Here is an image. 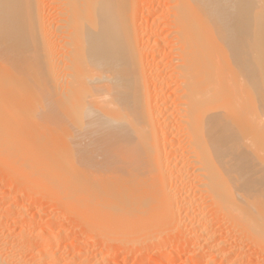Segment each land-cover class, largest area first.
Returning <instances> with one entry per match:
<instances>
[{"label":"bare ground","instance_id":"1","mask_svg":"<svg viewBox=\"0 0 264 264\" xmlns=\"http://www.w3.org/2000/svg\"><path fill=\"white\" fill-rule=\"evenodd\" d=\"M0 180L48 264H264V0H0Z\"/></svg>","mask_w":264,"mask_h":264},{"label":"rangeland","instance_id":"2","mask_svg":"<svg viewBox=\"0 0 264 264\" xmlns=\"http://www.w3.org/2000/svg\"><path fill=\"white\" fill-rule=\"evenodd\" d=\"M5 185L8 186V183L7 184L5 183ZM5 185H4V183L2 184V182L0 180V207H2V208H0V214H5L4 215L5 217H7V216L9 217V219L5 218V219H7L6 222L8 223V224H6V226H8V225L9 226L6 227V228H4L5 231H3V233L0 230V253L3 254V255H4V252L7 255L10 253L9 255H12L13 257L14 256H18V257L25 256L24 258L26 260H27V258L30 257L29 260H27V262H29L31 260L32 261L31 264H42L43 262H45L43 264H46L47 261L45 259L47 257H44V254H42L41 251L43 249H47L51 253L54 252V248L52 247V244H49V243H52V237H51L52 235L51 234L54 235L59 230H61V231L66 230L69 227V225H71V223L73 221L72 220V217L68 213H64V214L61 213V214H59V213H54V212L52 214L51 213L42 214L41 215L42 217H39L38 215L37 216L34 215L38 211V208L40 209V207H41V209H43V207H44V210L47 209L49 211V209H51L52 207L55 206L54 205V202L53 201H50V200H46V201H43L44 203L42 202L41 205H39V204L38 205L37 204L36 205L35 204H29V203L26 202L28 196H27V192H25V193L20 194L21 196H20V198L18 200V204H20V206H22L24 208V211L26 212L25 213L26 214L25 217H28V219L29 218L33 219L35 217L33 219L35 223H34V226L32 228L31 227L30 228L24 227V225L21 223V221L23 222L24 220H20L21 218H20V216L16 212H13V213L12 212H9L8 213V211H7L6 213H4L5 211H4L3 208H5L6 205H4L2 201H4L6 198H8V195L6 197L7 191L5 192V189L3 188V186H5ZM7 186H5L6 189H8ZM2 195H4L5 197L2 196ZM22 197H24V198H22ZM1 209L4 212H2ZM17 216H19V217H17ZM15 217L17 218V220H16ZM69 217H71L70 220H69ZM16 221L17 222L20 221V222H19V224L17 223V225H14L15 224L14 222H16ZM52 221H54L55 223H52ZM48 233H49V235H48ZM91 234L92 233L88 232V233H85V235H84L81 231H79V232L77 231L73 235L74 237L71 236L70 237V240H68V241L65 242L66 243L65 245L67 246V244L69 242H71L72 240H77V241L80 240V237L83 236V235H84L83 236L84 238L94 237V236H92L93 234L92 235ZM83 237H81V238H83ZM95 239L97 241L98 240V237H95ZM30 240L33 243L36 242V241H38V240L40 242L38 241V242L34 243L33 244V248L30 249V251H27V250L26 251H21V250H17L16 251V248H15L16 247V244H20L22 242L23 243L31 242ZM171 241L174 243L173 240H171ZM171 241H170V243H171ZM42 242H44V243H42ZM63 245H64V243L59 247V251L61 252V254H64L65 255L66 260L69 262L72 259V254L68 252V248L69 247L68 246L66 247V246H63ZM109 247L110 246L108 244H106V245L103 244V245H97L95 247H90V248H88L87 246H82L80 248H82L84 250H89V253H90V256L91 257H94V255H95L96 256L95 258L97 259V260L95 259V261L98 262V260H99L98 264H105L104 263L105 262L104 259H105V257L108 254L107 252H109ZM11 248H13V249H11ZM14 249H15L16 252L15 251H12ZM13 252H14V254H13ZM129 252L130 253H128V255H127L128 257H126V258H119V259H117L116 261H114L111 264H132L131 263V260H132V255L133 254H131V253H133V252L132 251H129ZM153 252H154V250L153 251H149L148 254H145L144 258L141 261H139L138 264H170V261H169V263H164L163 262L164 260H161L160 263L159 262L158 263L157 262L156 263L153 262L150 259L152 257ZM18 257H14V258L15 259H19ZM180 260L182 261V260H184V258L183 257L178 258V259H176L175 263H172V264H176V263L178 264V263L181 262ZM165 262H168V261L165 260ZM14 264H16V262ZM47 264H48V262H47ZM198 264H200V263H198Z\"/></svg>","mask_w":264,"mask_h":264}]
</instances>
